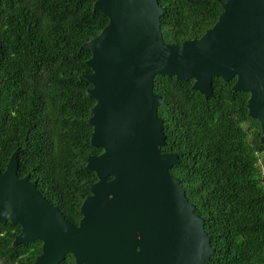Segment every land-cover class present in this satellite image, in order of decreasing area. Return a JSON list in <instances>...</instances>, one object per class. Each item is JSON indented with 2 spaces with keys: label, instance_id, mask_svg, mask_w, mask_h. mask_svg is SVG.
I'll use <instances>...</instances> for the list:
<instances>
[{
  "label": "trees",
  "instance_id": "1",
  "mask_svg": "<svg viewBox=\"0 0 264 264\" xmlns=\"http://www.w3.org/2000/svg\"><path fill=\"white\" fill-rule=\"evenodd\" d=\"M226 0H158L163 40L181 44L199 38L218 19ZM95 0H0V170L16 150L18 175L37 188L67 220L77 225L80 206L97 180L85 168L90 143L87 122L95 100L91 52L82 44L95 37L108 17ZM213 77L205 97L193 79L155 75L154 90L165 144L178 162L170 173L180 179L194 211L204 219L214 252L206 264H264V152L260 122L248 113L249 93ZM108 179L111 176L107 177ZM21 227L0 221V264H32L42 242L13 245ZM58 264H77L70 253Z\"/></svg>",
  "mask_w": 264,
  "mask_h": 264
},
{
  "label": "water",
  "instance_id": "2",
  "mask_svg": "<svg viewBox=\"0 0 264 264\" xmlns=\"http://www.w3.org/2000/svg\"><path fill=\"white\" fill-rule=\"evenodd\" d=\"M216 22L181 44L163 40L158 0H95L108 23L82 47L91 52L87 95L95 100L87 122L90 143L102 148L85 168L97 180L80 206L77 225L18 175L17 151L0 170V221L20 225L13 245L42 242L32 264H58L70 253L77 264H206L214 252L204 219L194 211L178 162L165 144L154 90L155 75L193 79L205 97L213 77L249 93L248 113L260 122L264 143V0H226ZM111 176V178H107Z\"/></svg>",
  "mask_w": 264,
  "mask_h": 264
},
{
  "label": "built area",
  "instance_id": "3",
  "mask_svg": "<svg viewBox=\"0 0 264 264\" xmlns=\"http://www.w3.org/2000/svg\"><path fill=\"white\" fill-rule=\"evenodd\" d=\"M259 163H260V173H261V176L264 177V163L261 162V161H259Z\"/></svg>",
  "mask_w": 264,
  "mask_h": 264
},
{
  "label": "rangeland",
  "instance_id": "4",
  "mask_svg": "<svg viewBox=\"0 0 264 264\" xmlns=\"http://www.w3.org/2000/svg\"><path fill=\"white\" fill-rule=\"evenodd\" d=\"M260 160H261V162L264 163V152H261V154H260Z\"/></svg>",
  "mask_w": 264,
  "mask_h": 264
}]
</instances>
